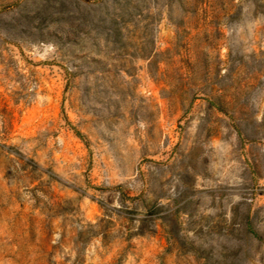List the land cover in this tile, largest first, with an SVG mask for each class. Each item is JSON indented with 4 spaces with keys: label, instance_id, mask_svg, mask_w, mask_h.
<instances>
[{
    "label": "rangeland",
    "instance_id": "374dc122",
    "mask_svg": "<svg viewBox=\"0 0 264 264\" xmlns=\"http://www.w3.org/2000/svg\"><path fill=\"white\" fill-rule=\"evenodd\" d=\"M0 264H264V0H0Z\"/></svg>",
    "mask_w": 264,
    "mask_h": 264
}]
</instances>
